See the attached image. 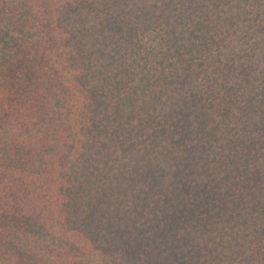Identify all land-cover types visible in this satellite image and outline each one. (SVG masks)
Here are the masks:
<instances>
[{
	"label": "trees",
	"instance_id": "1",
	"mask_svg": "<svg viewBox=\"0 0 264 264\" xmlns=\"http://www.w3.org/2000/svg\"><path fill=\"white\" fill-rule=\"evenodd\" d=\"M0 264H264V0H0Z\"/></svg>",
	"mask_w": 264,
	"mask_h": 264
},
{
	"label": "rangeland",
	"instance_id": "2",
	"mask_svg": "<svg viewBox=\"0 0 264 264\" xmlns=\"http://www.w3.org/2000/svg\"><path fill=\"white\" fill-rule=\"evenodd\" d=\"M145 13V12H144ZM147 15H149L151 17V25H150V29H149V32H147L145 34V37L141 39V41L138 43V44H144L146 49L149 48L150 44L153 42H155V37L158 36V33H159V28L158 26H156L158 24V21H161V19H163L165 17V15L163 16H160V12H150V11H147L146 13ZM253 16V14L251 16L249 15H246L245 17H242L239 19V23L241 24H249L251 22V17ZM250 17V18H249ZM214 24H215V21H214ZM249 45H251L252 47L254 46L255 42H252V43H248ZM130 51L129 53L132 55V58H134V53L136 52V50H134V44H131L130 47H129ZM253 51H250L248 52L247 54H252ZM223 57H226L227 58V55H224ZM130 58V60L132 59ZM145 58H142V63L145 64ZM109 59V58H108ZM130 60H129V63H130ZM143 75V73H140L138 75H136L135 77V81L134 82H130L129 85L127 86V88H132V86L135 84L136 82V79H139V77H141Z\"/></svg>",
	"mask_w": 264,
	"mask_h": 264
}]
</instances>
